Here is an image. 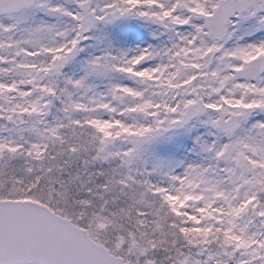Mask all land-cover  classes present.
I'll use <instances>...</instances> for the list:
<instances>
[{"label":"snow or ice","instance_id":"snow-or-ice-1","mask_svg":"<svg viewBox=\"0 0 264 264\" xmlns=\"http://www.w3.org/2000/svg\"><path fill=\"white\" fill-rule=\"evenodd\" d=\"M0 264H264V0H0Z\"/></svg>","mask_w":264,"mask_h":264}]
</instances>
